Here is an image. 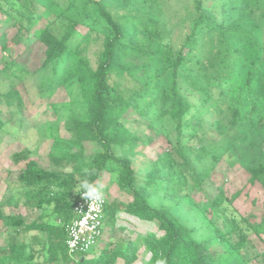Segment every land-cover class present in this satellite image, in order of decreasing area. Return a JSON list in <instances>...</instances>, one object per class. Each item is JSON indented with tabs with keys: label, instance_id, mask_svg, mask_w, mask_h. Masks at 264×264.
Returning <instances> with one entry per match:
<instances>
[{
	"label": "trees",
	"instance_id": "16d2710c",
	"mask_svg": "<svg viewBox=\"0 0 264 264\" xmlns=\"http://www.w3.org/2000/svg\"><path fill=\"white\" fill-rule=\"evenodd\" d=\"M161 1L84 0L80 14L70 19L61 37L53 34L51 23L33 33L34 41L43 48L39 70L63 62L61 82L77 90L86 111L84 118H70L71 138L53 137L48 169L27 159L19 171L24 206L40 213L25 224L13 215L4 216L0 205V221L31 236L30 241H7L0 249V264H36L40 258L48 264H115L117 260L133 264L139 246L149 255L144 264H219L210 242L197 240L193 230L159 200L183 185L186 176L192 188L209 177L197 172L187 153L195 147L208 152L206 115L222 116L219 129L241 133L264 129V0H192V14L185 20L187 33L177 50L161 37ZM214 2L221 10L220 19ZM89 6L103 23L102 36L85 24ZM228 10L237 13V21L229 20ZM63 14L59 10L56 17ZM4 70L18 83L2 95L0 103L21 112L25 104L18 85L29 72L13 56ZM240 70L241 85H233ZM131 111L152 122L164 117L170 120L174 153L180 163L165 152L148 164L144 178L138 180L134 161L140 145L149 139L143 140L126 126L125 117ZM3 126L0 120V130ZM27 156L15 154L13 161L19 163ZM109 162L117 167L118 188L130 199L106 203V222L113 224L121 211L154 223L160 235L146 233L97 256L90 257L89 251L74 260L67 251L65 228L74 216L77 185L85 178L97 182ZM247 170L248 182L264 189V157ZM103 191L105 194L107 187ZM218 191L207 203L212 216L225 213L221 187ZM223 222L229 229L225 233L215 230V234L225 241L234 233L238 240L232 246L238 252L245 244L249 224L242 227L234 218Z\"/></svg>",
	"mask_w": 264,
	"mask_h": 264
},
{
	"label": "rangeland",
	"instance_id": "374dc122",
	"mask_svg": "<svg viewBox=\"0 0 264 264\" xmlns=\"http://www.w3.org/2000/svg\"><path fill=\"white\" fill-rule=\"evenodd\" d=\"M83 2L84 0L0 1V99L12 85L18 83L4 70L10 57L13 56L29 72L18 85L25 104L22 111L17 112L4 101L0 103V120L4 123L0 130V205L4 216L13 215L25 224L36 220L40 211L31 212L24 206L21 196L23 188L17 182L19 171L27 159L35 160L40 167L48 169V154L53 151V137L71 138L70 118H84L86 111V106L78 100L77 90L61 82L65 65L63 62L53 63L44 71L39 70L43 48L34 41L33 33L51 23L53 34L61 37L70 24V19H76L80 14ZM213 5L220 19L221 10L218 4ZM161 9V37L164 43L177 50L187 33L188 24L185 20L192 14V0H162ZM59 10L64 11V14L56 17ZM228 14L231 15L230 21L238 20L235 11L228 10ZM31 19L35 24H30ZM84 20L100 36L105 32L103 23L92 6L88 7ZM261 38L264 45V37ZM242 74L240 70L233 85H241ZM223 86L226 88L227 85ZM125 119L127 127L143 140L149 139L148 143L140 145V154L134 161L139 181L144 178L148 164L165 152L172 155L176 163L181 162L174 153L175 133L167 117L152 122L131 111ZM205 122L210 126L206 136L208 152L195 147L187 153L197 172L208 174L209 177L200 187L192 188L193 183L186 176L181 180L184 181L183 185L172 188L167 197L159 202L170 206L179 220L193 230L197 240L210 242L218 255L219 264H264V189L258 183L248 182L250 176L247 170L264 157V129L246 133L219 129L224 121L216 113L206 115ZM149 125L153 129H149ZM21 153H26L27 158L15 163L13 156ZM177 181L178 178L175 179ZM98 182L103 188L107 187V205L125 203L130 199L117 186L115 164H107V170ZM218 187H221L225 199L222 206L225 213L212 216L207 203L219 193ZM225 218H234L242 227L249 224L245 244L238 252L232 246L238 240L234 233L227 235L225 241H219L215 234V230L225 233L229 229L224 226ZM106 220L105 215L102 239L99 246L97 244L98 247H95L96 252L93 250L90 257L99 255L102 250L120 247L128 240L137 241L146 233L160 235L154 223L140 221L121 211L116 213L113 224ZM30 238L22 228H11L0 221V249H4L10 239L22 242L30 241ZM148 257L139 246L138 259L133 264H144ZM35 263L48 264L41 258ZM115 264L124 263L117 260Z\"/></svg>",
	"mask_w": 264,
	"mask_h": 264
},
{
	"label": "built area",
	"instance_id": "2783aa9c",
	"mask_svg": "<svg viewBox=\"0 0 264 264\" xmlns=\"http://www.w3.org/2000/svg\"><path fill=\"white\" fill-rule=\"evenodd\" d=\"M105 205L106 198L102 203H90L78 194L73 219L65 228L67 251L74 260L97 246L102 235Z\"/></svg>",
	"mask_w": 264,
	"mask_h": 264
},
{
	"label": "clouds",
	"instance_id": "9594fccd",
	"mask_svg": "<svg viewBox=\"0 0 264 264\" xmlns=\"http://www.w3.org/2000/svg\"><path fill=\"white\" fill-rule=\"evenodd\" d=\"M77 190L90 203H102L105 199L103 185L98 181L90 182L86 178L82 179L77 185Z\"/></svg>",
	"mask_w": 264,
	"mask_h": 264
},
{
	"label": "crops",
	"instance_id": "0c3cea01",
	"mask_svg": "<svg viewBox=\"0 0 264 264\" xmlns=\"http://www.w3.org/2000/svg\"><path fill=\"white\" fill-rule=\"evenodd\" d=\"M103 221H104V217H103ZM34 234H35V233H31V235H34ZM101 239H102V235H101V238H100V240H99V242H98V246H99V244H100ZM98 246H97V247H98ZM96 250H97V248L94 249V252H96Z\"/></svg>",
	"mask_w": 264,
	"mask_h": 264
}]
</instances>
